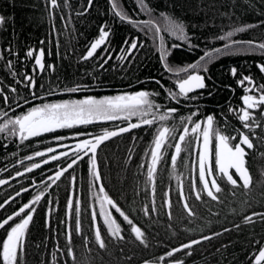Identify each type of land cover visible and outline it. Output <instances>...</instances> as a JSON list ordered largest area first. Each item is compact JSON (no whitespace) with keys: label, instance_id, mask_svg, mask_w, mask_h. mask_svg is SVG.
Returning <instances> with one entry per match:
<instances>
[{"label":"trees","instance_id":"trees-1","mask_svg":"<svg viewBox=\"0 0 264 264\" xmlns=\"http://www.w3.org/2000/svg\"><path fill=\"white\" fill-rule=\"evenodd\" d=\"M58 2L60 7L52 9L49 0H0V15L5 17L4 25L0 27V53L4 57L0 59V88L4 89V94L10 101L16 100L20 94L29 93V89L24 86V75L31 73L36 55L34 52L33 58L26 57L29 49L43 48L45 51L46 72L36 79L33 91H37L38 87L62 90L65 85L81 82H139L148 76H158L164 68V62L160 58V36L164 37V44L170 51L167 62L174 69L185 68L198 61L208 69L207 73L203 72L202 67L193 71L202 72L206 79L207 87L198 96L200 100L207 102L201 107L203 113L205 112L204 118L211 113L219 128H223L224 124V103L231 95L229 87H237L236 77L251 76L257 86L264 84V74L258 69L259 61L264 64V50L256 46L264 43V0H144L150 11H142L137 0H119L120 7L132 20H152L160 28L155 39L152 31L120 21L111 9L112 0H92L90 8L88 0H68L70 7H65V0ZM166 17L183 24L189 39L181 40L173 35L168 30ZM102 25H107L105 29H111L108 38L110 45L117 46L119 50L125 45V39L131 43L132 38H139L138 48L125 62L120 60L117 71H104L106 66L99 70L102 59L98 54L89 60L82 59L88 46L98 38ZM246 25L254 27L236 33L232 40L253 41L255 43L252 46L242 43L235 45L230 52L215 53V49H223L229 43L218 39L219 36ZM173 45L178 47L174 48ZM125 51L127 45L122 52ZM206 52H213V58L210 61L207 58L200 60ZM9 60L12 61V71L17 74L15 77L7 66ZM18 60L23 62L21 80L17 73ZM49 65L55 66L53 71ZM232 68H236V76H231ZM12 87L16 88L15 93L11 92ZM4 106L5 101L0 97V110ZM261 124L264 126V120ZM260 137H264L261 128L256 145L259 150L251 161L250 169L254 178L250 192H245L243 188L233 189L223 183V191L219 194L220 203L210 199L191 203V187H188L185 177L184 196L195 216H189L183 207L179 209L176 220L169 218L166 212L163 218L151 213V218L147 219L142 214L145 195L139 194L142 187L135 175L127 172L125 160L129 155L125 146L122 145L120 149L115 143L106 146L99 156V164L104 172L105 191L112 199H117L126 212L136 209V221L149 230L148 243L153 247L144 248L138 241L125 238L120 241L122 249L114 247L112 251L99 257L103 260L102 264L130 261L137 263L152 259L159 250L155 249L158 244L179 245L207 235H211L208 236L211 239H203L191 249L178 253H183L185 260H191L189 264H245L250 252L264 245V221L255 217V223H244L245 213H264V177L261 176L264 171V157L259 155L264 152V143H261ZM192 159V155L184 156L183 164L190 168ZM157 192H161L159 186L155 194ZM196 215L198 222L195 226ZM217 233L221 234L216 235ZM168 251L170 250L165 253ZM188 252L191 255H187ZM36 256L34 252L32 264L36 263ZM172 258L174 257H169L168 260Z\"/></svg>","mask_w":264,"mask_h":264},{"label":"flooded vegetation","instance_id":"flooded-vegetation-1","mask_svg":"<svg viewBox=\"0 0 264 264\" xmlns=\"http://www.w3.org/2000/svg\"><path fill=\"white\" fill-rule=\"evenodd\" d=\"M124 48L125 45H123L121 50H119L117 46H112V44H109L107 51H104L103 48L97 51L96 54H98L100 59H102L100 64L103 63L104 58L107 56L112 57V59H110L108 63L104 65V67L106 66L104 71L109 70L113 72L119 69L118 65L121 60L119 57L124 55V52H122ZM128 58L129 56L122 60V62H125ZM17 63V73L21 80L20 71L22 70L23 62L22 60H18ZM261 64L262 63L259 61L258 65ZM34 68L38 67L33 61V68L31 73L28 75L32 74L36 81V79L40 78L42 73L46 72V68L43 72L36 71L35 73L33 72ZM98 69H101L100 65L98 66ZM50 70L53 71V69ZM200 74L204 75L202 72H200ZM185 75L186 73L184 72H169L165 68H162L158 76H148L139 82H134L133 80H126L124 83H109L107 81L81 82L68 86L65 85L63 86L65 88L62 90H56L55 87H38L37 91H34L35 96H33L29 90L28 94H20L14 101H10L9 99L7 100V102H5L4 108H1L0 110V125H2L8 119H14L16 115L27 112L33 106L61 103L64 101L83 100L89 96L102 99L106 96L132 94L138 91L159 93V95L151 96V99L156 104L161 105L158 114L166 112L169 108L173 107L179 109V111L173 115L172 119L166 122L157 121L152 126L142 125L140 128L131 129L128 132L114 136L99 146L96 152V160L101 176V184L104 187V172L102 165L99 164V156L101 155L102 151L105 150L106 146H109L111 143H115L118 149L124 145L125 151L129 155L128 159L125 160L127 172L132 174V176L135 175L138 184L142 187V189L139 190V194L143 196L144 193L145 195L144 199L146 202L143 204L142 209L145 206H147L149 209V215H147L146 218H151L152 214H156L157 216L163 218L165 212L168 214L170 211L171 218L176 220L178 219L179 209H183L184 207V199L186 198L185 196L182 197L180 194V186L181 184L182 186L184 185L185 177L188 187H191V203L198 201L195 199L192 190V182L194 177L197 176V172L194 170V162L196 160L197 152L200 149L194 148L193 146L189 147L187 151H182L180 157L177 158L176 169L175 172H173L171 157L175 154L174 144L176 141L169 139L168 144L173 146L169 147L166 145L165 149L162 150L163 159L158 165L156 173L155 193L158 186L161 188V192L159 194L157 192V194L154 195L152 194V186L147 179V169L150 166V157L146 155V153L150 152L153 139L156 135V129L160 127L161 124H164L169 128H175L174 135L178 137L182 133V129L185 126L184 124L180 123L181 117H186L193 115V113H197L196 115H193V121H202L205 119V112L203 113L201 110V107L207 104L205 100H200V98H198L192 102H189L190 100L185 101L181 99V103L177 104L175 101L171 100L167 94L168 89H172L173 91L176 90V80L178 78L185 77ZM231 76L233 75L231 74ZM242 76L245 75L235 78L237 87H229V89H231V95L224 103L226 112H224L223 115V128L220 129L229 136L234 134V129H240L247 132L246 129H242V126L237 119V113L239 108L243 107L242 97L245 94H257L255 90L252 92L246 91V89L249 87L247 83H245L243 87L239 84V80ZM253 80L255 81V79ZM156 81H159L160 83L158 84ZM75 87H79L80 90L76 92L68 91V89ZM203 90L205 89L198 90L197 92H194L190 95L199 96L200 94L204 93ZM25 100H27L28 103H25ZM3 113H7V115H3ZM255 114L257 117H259L258 111ZM207 115H211V113ZM138 122V117H132L130 121L123 119L115 121L96 120L93 123L87 125L75 124L71 128L56 129L53 132L42 133L40 136L31 137L29 140L24 142H20L18 137L9 136L6 133H0V180L8 181V183L0 184V205H3V207H0V221L7 218L8 216H14L15 212L18 211L20 207L26 203H30L36 195L43 193L39 203L33 205V208H35V212L32 213L33 220L29 225L25 243V251L20 256L18 264H32V255L34 252L37 254L35 258V261L36 259L37 261L35 264H102V258L99 259L101 255L104 253H109L114 247H122L120 246V241H117L108 235L107 227L103 224L102 216L98 215L96 221H92L91 219V212L93 210H95L97 213L99 212V203L96 199V194L98 193L100 186L99 181L96 182L95 187L92 186L90 163V156L92 155L91 153H89L87 156H84L83 159H78L77 163L74 164L73 167L68 168L67 171H65L60 177V179L55 181V183H53L49 177H54L57 171L67 168V165L75 157L74 149L77 143L86 139H93L95 136L102 134L105 129L109 131H116L121 127H127L129 123ZM187 126L191 128L192 124H187ZM259 129L260 128H256L254 133H249L250 137L253 138V143L255 145H257V141H259ZM59 137H63V139H58ZM189 139H192V137L190 136ZM237 139H239V137H237ZM215 143L216 142L213 140V150L215 148ZM233 143H235V141H233ZM49 147L55 148L56 152L47 153V149ZM182 147L184 146L182 145ZM258 150V148L253 150L246 149V151L249 152V156L246 157L248 161L247 167L252 175V178H254V176L251 170V161L254 158L255 152ZM37 151L46 152V156L36 157L35 152ZM62 152H68L69 155L67 157L62 156L59 160L50 159L52 155H59ZM188 155L193 156V163L191 164L190 168L186 164H183L184 156ZM28 156H32L33 159H26ZM44 159H49V163L44 164ZM34 163H40L41 168L33 169L32 172H27L26 168L30 167ZM232 171L235 176L234 170ZM17 173H23V175H17ZM177 176H179V180H177ZM73 177H75L74 181ZM236 178L239 182V178ZM218 183L222 185L224 182L218 180ZM197 186L200 187L198 180ZM24 189H28V191H24ZM17 193L20 194L17 195ZM69 199H72L73 202L75 201L74 208L76 206V201H79L82 231L89 240V243L86 247L84 245L82 236L75 232L74 216H66V205ZM168 199L171 200V209H168L166 205V201ZM204 199L210 198L203 196L202 200ZM113 200L145 232L147 247H143L148 249L153 247L150 243H148L150 235L149 230L136 221V209H132L133 212L130 211L128 213L119 205L117 199L114 198ZM153 200L155 201L154 205ZM49 209H52L50 216ZM141 212L144 216H146L143 210H141ZM252 213L253 212L247 215L245 213V216L251 215ZM113 215L117 218L118 222L123 221V218L120 217L119 214L114 210ZM20 219V217H15V219L9 223L10 225L14 226V224L18 223ZM46 220L50 221L51 227H46ZM65 221H67V223L73 227L72 243L70 247L75 253V261H73L72 257L68 254V247H66L67 240ZM197 222L198 216L196 215V221L194 223L195 226ZM95 223L101 225L102 234L107 245L106 249H100L95 243L93 233V225ZM122 226L125 228V238L129 241H134V236L130 233V231H128L126 222H124ZM5 229L10 230L9 225H6ZM5 229H0V241L6 239ZM183 244L171 246L158 244L156 245L157 247L155 249L159 250L152 259L137 263L130 261L128 263L121 264H142L145 263V261H150L151 264H171V261L174 259H182L184 264H189L191 260H185L183 253H176L174 258L170 260H168L169 257L167 256V253H165V251H171L172 249L179 248ZM58 248L62 251L57 250ZM260 248L250 252L244 261L245 264H254V257L256 254H258ZM0 251H2V246H0ZM53 253H55V259H53ZM162 257L163 259H161ZM131 258L133 259V256H131Z\"/></svg>","mask_w":264,"mask_h":264},{"label":"snow or ice","instance_id":"snow-or-ice-1","mask_svg":"<svg viewBox=\"0 0 264 264\" xmlns=\"http://www.w3.org/2000/svg\"><path fill=\"white\" fill-rule=\"evenodd\" d=\"M50 6L52 9H57L60 7L58 0H49ZM137 3L140 5L141 10H148L144 4V0H137ZM92 6V0H88V7ZM65 7H70L68 0H65ZM111 9L113 14L119 18L122 22H127L132 24L134 27H140L142 30L152 31L153 37L155 39L156 35L160 32V28L156 26L152 20L146 21H135L132 20L128 14L120 7L119 0H112ZM51 14V13H50ZM83 14V13H81ZM168 20V30L176 35L178 39L187 40L189 39L183 24L177 22L176 20L166 17ZM5 23V17L0 15V27ZM105 26H101L99 29V36L95 39L89 46L86 54L82 57L83 60H89L93 58L97 51L101 48L104 51L108 50V45L110 40L111 29L105 30ZM254 27V25H246L236 27L231 31H227L225 34L218 37L222 41H229L224 45V48L215 49V53L219 54L221 51H232L233 47L237 44L247 43L249 46H252L255 42L247 41L241 42L232 40V37L239 32L247 31L249 28ZM160 58L164 62L163 67L169 72H184L186 73L185 77L178 78L176 80L175 88L167 90V94L171 100L175 101L177 104L181 103V99L195 100L198 99V96L190 95L198 90L205 89L207 87L205 83V76L200 74L199 71H190L196 70L198 68L203 69L204 73H207L208 69L200 65L199 61L192 63L185 68L174 69L167 62L170 51L164 44V37L160 36ZM139 38H132V42L129 43L128 39L124 40V44L127 45V51L124 52V55H121L119 59L124 60L127 56L132 55L133 50L138 48ZM43 43V41H41ZM142 46V45H141ZM259 49L264 50V43H259L256 45ZM172 47H178V45H173ZM7 51L11 52L10 49ZM34 52L36 55L34 57ZM26 57L33 58L34 63L38 68H34L33 72L36 71L43 72L45 70V51L43 48L39 50L29 49L26 52ZM3 54L0 53V59H3ZM207 58L209 61L213 58V52H206L204 56L200 57V60H205ZM112 59L111 56L104 58L103 63L100 64V67L103 68L108 61ZM8 68L11 71L13 77L17 74L15 71H12V61H8ZM50 69H54V65L48 66ZM259 71L264 74V64L258 65ZM236 68L231 69V74L236 76ZM24 86L27 87L33 96L35 92L32 91L36 86V81L32 75H24ZM21 83L22 81H17ZM156 83H160L156 81ZM247 83L249 87L246 89L247 92H252L255 90L256 95L245 94L242 97L243 107L239 108L237 113V119L239 120L242 129H246L247 132L234 129V134L229 136L225 134L218 126L217 121L213 115H208L202 121H193V115L186 117H181L180 123L185 126L182 129V133L176 137L174 135L175 128H169L164 124H161L160 127L156 129V135L153 139L151 150L149 153H146L150 157V166L147 169V179L152 186V194H155V183H156V173L158 165L163 159L162 150L165 149V146L169 145V139L175 140L174 149L175 154L171 157V165L173 172H175L177 158L180 157L182 151H187L189 147L200 149L197 152L196 160L194 162V170L197 172V176L194 177L192 182V190L195 196V199L200 201L202 197L206 195L212 201L220 203L219 194L222 193L223 189L221 184L218 183V180L223 181L224 183L230 185L233 189L243 188L244 190L250 192L253 188V178L247 167V159L249 152L247 150H253L256 148V145L253 143V138L250 137L249 133H254L256 128H261L264 131V126H262L261 121L264 120V84L256 85L255 81L251 76H242L239 80V84L243 87ZM11 92L15 93L16 88L12 87ZM80 90L79 87L68 89L70 92H76ZM159 95V93H151L149 91H138L132 94H124L117 96H106L102 99H97L95 97L89 96L83 100L76 101H64L61 103H51L43 104L40 106H33L30 110L23 114L16 115L14 119H8L2 125H0V133H6L9 136L18 137L20 142L29 140L31 137L40 136L42 133L53 132L56 129L62 128H71L75 124H90L96 120H128L130 121L132 117H138V123H129L127 127H121L116 131H109L105 129L102 134L95 136L93 139L83 140L75 145V157L67 165V168L73 167L77 163L78 159H83L84 156H87L89 153L90 163H91V176H92V186H96V182L101 180L100 172L98 170L96 152L99 146L106 140L120 135L122 133L128 132L131 129L140 128L142 125L152 126L157 121L166 122L172 119L173 115L179 111L178 108L173 107L169 108L166 112L160 113L159 109L161 105L156 104L151 96ZM0 97L3 98L5 102L8 100V96L4 94V89L0 88ZM25 103H28L25 100ZM259 112V117L255 114ZM7 115V113H3ZM151 117V118H149ZM187 124H192V127L189 128ZM192 139H189V137ZM239 137V139H237ZM202 138V140H201ZM58 139H63L59 137ZM261 143H264V137L259 138ZM213 140L215 143V148H212ZM235 141V143H233ZM182 145L184 147H182ZM56 152L55 148L49 147L47 153ZM68 152H62L59 155H52L51 160H59L62 156L67 157ZM264 157V152L259 153ZM36 157L46 156V152L37 151L35 152ZM28 160H32V156L26 157ZM23 162V161H21ZM44 164L49 163V159L43 160ZM41 168L40 163H34L30 167L26 168L27 172H32L33 169ZM67 168H63L55 173L54 177H49L53 183L59 180L60 177L67 171ZM235 176L233 174V171ZM17 175H23V173H17ZM261 176L264 177V171L261 172ZM239 178V182L238 179ZM179 180V176L176 177ZM75 177H73V181ZM197 180L200 187L197 186ZM8 183L6 180H0V184ZM28 191V189H24ZM20 193H17L19 195ZM180 194L183 197V186H180ZM235 195V192L232 193ZM43 193L38 194L32 199L30 203L24 204L15 212L14 216H8L7 218L0 221V229H5L6 225H9L10 230L5 229L6 239L0 241V246H2V251H0V264H18L20 256L25 251V243L27 239V233L29 225L33 220L32 213L35 212L33 205L39 203L42 198ZM167 195V194H166ZM96 199L99 203V212L95 210L91 212L92 221H96L97 216L103 217V224L107 227V233L109 236L114 238L117 241L125 240V228L122 226L124 222L127 224V229L134 236V239L138 241L141 245L147 247L146 234L140 226H138L133 219L129 217L118 205L117 203L109 196L105 191L103 185L99 186V191L96 194ZM155 201L153 200V205ZM168 209H171L172 204L171 200L166 201ZM3 207V205H0ZM67 212L66 216H74L75 218V232L78 235H81L84 240L85 247L89 243L88 237L84 235L80 222V207L79 201H76V206L74 208V202L72 199H69L66 205ZM184 208L187 211L189 216H195V212L189 206L187 199H184ZM113 210L123 218V221L118 222L117 218L113 215ZM144 214L149 215V209L145 206L143 209ZM154 210V208H153ZM52 209H49V216L51 215ZM169 218H171V212H168ZM15 217H20V221L15 223L14 226L10 225V221L14 220ZM255 217H258L261 221H264V213L253 212L251 215L244 217V223L250 224L255 223ZM66 226V240L68 247V254L72 257V260H76L75 253L70 247L72 243V233L73 227L65 221ZM46 227H51L50 221L46 220ZM239 228V225H236ZM225 231H231V229H225ZM93 233L95 238V243L100 249H106L107 245L105 238L102 234L101 225L95 223L93 225ZM217 233L216 235H220ZM203 239H211V237L205 236ZM201 241L194 240L191 243L183 244L179 248L172 249L167 252L168 257H174L176 253L183 251L184 249H191L194 244H199ZM62 251L61 249H57ZM187 255H191V252H188ZM53 259H55V253H53ZM163 259V257L161 258ZM145 264H151L150 261H145ZM171 264H184L182 259H174L171 261ZM254 264H264V246L260 248L258 254L254 257Z\"/></svg>","mask_w":264,"mask_h":264},{"label":"water","instance_id":"water-1","mask_svg":"<svg viewBox=\"0 0 264 264\" xmlns=\"http://www.w3.org/2000/svg\"><path fill=\"white\" fill-rule=\"evenodd\" d=\"M113 138V137H112ZM111 139V138H110ZM109 140V139H108ZM107 141V140H106ZM105 142V141H104ZM98 165V164H97ZM68 169V168H67ZM100 185H101V180L99 181ZM199 241L203 240V239H197ZM194 241V240H193ZM192 241L188 242V243H191ZM187 244V243H186ZM195 245V244H194ZM142 264H145V263H142Z\"/></svg>","mask_w":264,"mask_h":264},{"label":"bare ground","instance_id":"bare-ground-1","mask_svg":"<svg viewBox=\"0 0 264 264\" xmlns=\"http://www.w3.org/2000/svg\"><path fill=\"white\" fill-rule=\"evenodd\" d=\"M38 67V66H37ZM199 239H203V238H199ZM195 240H197V239H195ZM193 241V240H192ZM190 242V241H189ZM188 243V242H187Z\"/></svg>","mask_w":264,"mask_h":264}]
</instances>
